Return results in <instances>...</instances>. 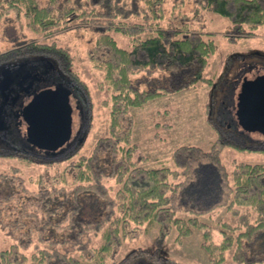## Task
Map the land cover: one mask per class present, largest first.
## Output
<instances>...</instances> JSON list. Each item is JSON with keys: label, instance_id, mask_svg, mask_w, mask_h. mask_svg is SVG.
<instances>
[{"label": "trees", "instance_id": "16d2710c", "mask_svg": "<svg viewBox=\"0 0 264 264\" xmlns=\"http://www.w3.org/2000/svg\"><path fill=\"white\" fill-rule=\"evenodd\" d=\"M190 2L187 7L186 0H0V20L9 12H15L18 19L24 15L30 30L44 36L73 23L95 27L88 58L102 71V82L111 91L108 133L97 138L89 153L75 152L77 158L66 169L57 170L55 180L41 173L30 183L36 185L31 189L24 185L16 167L0 172V182L9 187L0 192V225L3 227L5 217L4 226H11L8 231L14 237V242L0 248V264H104L107 258L110 264H126L128 257L116 262L126 239L152 226L161 237L174 226L181 229L185 221L176 213L177 203L185 197L180 196L183 189L191 195L187 187L194 182L193 176L199 178L196 165L206 160L213 164L219 181L206 178L205 187L188 198L207 201L201 208L204 211L221 194L222 204L236 217L235 223L222 220L221 241L214 243L210 229L198 223L196 215L189 222L204 228V239L214 248L231 249L230 257L236 263L264 264V162L234 164L230 183L220 163V140L207 149L196 144L178 146L172 153L173 167L144 166L138 163L144 155L135 158L138 147L132 139L131 108L197 83L213 82L204 74L216 50L212 32L206 30V13L228 18L230 40L253 35L259 26L264 29V0ZM112 30L128 37L130 48L121 46ZM25 45L18 51L27 50L16 55L0 52V63L32 51L62 56L66 63L70 58L68 49L55 41ZM232 79L235 83V77ZM85 137L71 150L81 147ZM33 149L27 154L34 159L46 154L39 149L41 153L36 155ZM55 160L59 163L61 159ZM45 163L50 165L49 160L39 162ZM67 174L73 179L71 186L63 182ZM110 179L116 184V195L109 191L106 180ZM90 232L101 234L96 247L89 245ZM26 248L32 250L27 254Z\"/></svg>", "mask_w": 264, "mask_h": 264}, {"label": "rangeland", "instance_id": "374dc122", "mask_svg": "<svg viewBox=\"0 0 264 264\" xmlns=\"http://www.w3.org/2000/svg\"><path fill=\"white\" fill-rule=\"evenodd\" d=\"M186 1L187 7L190 6L191 0ZM206 14V30L212 32L211 36L214 38L216 47L204 72L207 77L212 79V84L214 82L221 83L225 77L235 75L237 69L243 65L242 60H240L241 57L248 59V62L255 63L253 64V70H249L250 72L246 74L247 77H253V71L256 69H258L257 73H264L263 27L259 26L253 35L230 40L227 36L229 34L228 18L215 12H207ZM96 32L95 27L79 26L77 23H73L62 31L44 36L30 30L24 15H21L19 19L16 17L15 12H9L1 16L0 52L7 51L16 55L20 51L27 50L18 51L22 45L26 46L27 42H40L42 44L55 41L56 44L68 49L70 55L68 60L70 62L66 63L61 56L62 64L65 72L85 92L86 103H88L89 108L90 123L86 137L81 147L79 146L74 151L71 150L65 156L64 153L59 152L41 155L40 159L35 156L36 159H34L28 154H15L0 148V172H9L16 167L18 169L16 173L23 178L24 185L28 188H36L35 184L30 183L41 173L52 175V180H55L54 175L58 174L57 170L61 172L66 169L68 163L77 158L78 154L89 153L97 138L108 133L111 91L107 90L102 82V71L94 67L88 58V49ZM111 35L121 46L130 48L128 37L114 30L111 31ZM251 63L249 65L252 67ZM212 84L197 83L193 87L161 95L140 107L130 109L133 118L132 139L138 147L135 158L137 159L141 154L145 156L142 161L138 162L139 164L144 166L166 164L173 167L172 153L178 146L196 144L207 149L215 140L221 141H219L221 143L220 163L227 171L230 183L234 164L241 161L264 162V135L260 132H251L252 141L245 143L232 138L225 131V124H222L217 116L218 110H223L222 105L225 103L219 102V97L217 99L211 98V94L216 89L214 84L213 87L211 86ZM239 86V84L235 86L228 100L226 99L234 111L237 107ZM70 101L74 108L73 130H75L81 119L78 110L75 108L76 99L71 96ZM75 152H78L76 156L73 155ZM59 158L61 160L56 163L57 160L55 159ZM52 159L55 160V163L51 162ZM48 160L50 165L46 163L39 164V162L42 163ZM196 167L199 178L197 179L196 175L193 176L192 179L195 183L192 182L190 187H187L191 195L189 196L187 191L183 189L180 196L185 197H181L179 204L177 203L176 213L181 217V221H185L181 225V229L174 226L162 237L156 226L150 227L144 233H137L135 237L126 239L119 247L116 255L117 263L128 257L126 264H238L230 257L231 249L220 250L214 248L204 239V228L202 229L198 224L193 225L189 222V218L196 215L198 223L206 224V227L210 229L212 233L211 240L214 243H219L222 238L220 234L222 220L235 223L236 218L227 208V205L222 204L223 197L221 194L218 201L211 203L212 206L208 204L211 208H205L207 210L204 209V211L201 208L205 207L207 201L190 199L194 192L205 187L208 182L207 179L213 181L215 178L219 181V175L215 174V168L208 160L198 162ZM65 177L66 181L63 182L71 186L73 179L68 174ZM181 179L182 175L178 180ZM223 180L220 179L221 184H223ZM106 182L110 193L113 195L116 187L114 180L110 179ZM5 188L8 189V185L0 182V192L5 191ZM224 190L227 191L228 189L224 186ZM192 203L195 205L192 206ZM243 208L241 207V209ZM197 210H200V213H196ZM3 220V227L0 225V248L14 242V237L10 234L11 226H4L7 219L4 217ZM87 237L90 240L89 245L92 247H96L101 243L100 232H90ZM87 237H83L82 240ZM34 239L37 241L38 236H34ZM31 250L32 248L24 249L27 254ZM75 250L73 249V253L76 254L77 250ZM155 250L157 252L153 254L152 252ZM104 264H110L109 258Z\"/></svg>", "mask_w": 264, "mask_h": 264}, {"label": "flooded vegetation", "instance_id": "af4514ba", "mask_svg": "<svg viewBox=\"0 0 264 264\" xmlns=\"http://www.w3.org/2000/svg\"><path fill=\"white\" fill-rule=\"evenodd\" d=\"M252 52L254 53V51ZM240 60L243 62L241 68L237 69L235 75L225 77L222 81L223 83L215 85L216 89L211 94V98L212 96L213 99L219 97V102L225 103L222 105L223 110H218L217 116L218 120L222 124H225L227 134L246 143L251 142L253 139L250 136L251 132L256 133L260 131H249L247 126L250 125V120L245 121L243 116L253 108L252 104L256 95L259 92H263L262 94L264 95V89L261 91L258 84L250 83L248 80L254 79L257 75L263 73H257L258 69H256L253 71V77H247L246 73H243V70L249 69V67L250 70H253V64L255 63L248 62V59L246 60L245 57H241ZM7 61L0 63V148L15 154H27L35 148L36 150H33L37 151L36 155L41 153L39 148L26 141V127L20 121L19 114L22 107L29 101L35 91L44 87H54L58 84H63L69 88L71 92L70 97L73 96L76 99L75 108L78 110L81 122L73 130V136L70 140L56 151L57 153H65L76 148L77 140L87 134L90 123L89 108L85 100V92L65 72L61 58L47 52L32 51L26 55L14 57ZM249 63L252 64V67ZM232 77H235V83H233ZM10 78L11 80L8 82ZM238 84L240 85L238 92H240L242 87L247 90L243 97L245 105L241 108L243 109L242 111H238L237 107L235 111L232 110L230 103L226 101L233 88L238 86ZM245 116L249 118L250 115L246 114ZM260 133L264 135L263 132ZM50 153H46L45 155H50ZM156 252L155 250L152 253L155 254Z\"/></svg>", "mask_w": 264, "mask_h": 264}, {"label": "water", "instance_id": "95a60500", "mask_svg": "<svg viewBox=\"0 0 264 264\" xmlns=\"http://www.w3.org/2000/svg\"><path fill=\"white\" fill-rule=\"evenodd\" d=\"M10 80L11 78L8 82ZM248 81L258 84L263 91L264 74ZM246 92V88L242 87L237 95L238 111L243 110L241 108L245 105L243 97ZM262 93L259 92L256 95L252 104L253 108L243 116L245 121L250 120V125L247 126L249 131L257 130L264 133V95ZM70 94L69 88L63 84L44 87L33 93L19 114L20 121L26 127L25 139L28 143L44 149L45 153H56V149L70 140L73 136L74 110ZM246 114L250 115L249 118H246Z\"/></svg>", "mask_w": 264, "mask_h": 264}]
</instances>
